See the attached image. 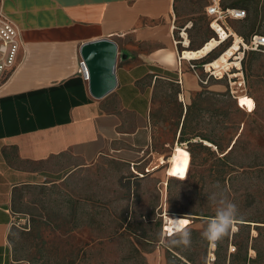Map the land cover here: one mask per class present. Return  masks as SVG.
<instances>
[{
    "label": "crops",
    "instance_id": "obj_1",
    "mask_svg": "<svg viewBox=\"0 0 264 264\" xmlns=\"http://www.w3.org/2000/svg\"><path fill=\"white\" fill-rule=\"evenodd\" d=\"M194 2L203 3L209 22L206 0H0V14L17 29L20 44L16 67L0 84V264H28L15 245L20 229L14 225L31 215L19 205L27 190L63 182L105 159L139 170L148 166L143 177L150 178L178 146L191 97L230 93L225 79L201 84L195 74L205 78L200 66L213 60L218 47L179 61L181 52H196L213 36L209 26L207 33L194 29ZM221 4L246 10L245 18L227 21L238 46L252 35L264 36V0ZM180 31L183 45L177 43ZM98 40L116 46V86L102 98L90 94L80 57L83 44ZM239 50L245 81V55L264 49ZM241 106L252 110L255 104L247 96ZM170 114L171 139L161 133ZM62 166L65 173L51 179ZM164 174L169 179L166 169ZM148 264H169L167 252L156 250Z\"/></svg>",
    "mask_w": 264,
    "mask_h": 264
},
{
    "label": "rangeland",
    "instance_id": "obj_2",
    "mask_svg": "<svg viewBox=\"0 0 264 264\" xmlns=\"http://www.w3.org/2000/svg\"><path fill=\"white\" fill-rule=\"evenodd\" d=\"M202 5L193 3L192 23L194 29L207 33ZM227 46H219L210 58L219 57ZM245 56V91L236 96L252 98L254 109H244V99L236 101L229 91L191 97L185 138L194 139L183 144L190 155L178 143L164 158L165 162L170 158L169 163L149 174L150 178L143 177L148 166L139 170L105 159L77 169L63 182L47 181L51 184L27 190L19 205L31 213V227L19 231L15 245L28 264H148L150 254L160 250L169 257L166 248L172 247L192 253L199 262L204 257L201 241L187 248L171 246L179 238L172 234L169 217L187 221L181 228L191 225L202 230L207 221L199 215L213 217L228 202L238 208L237 223H250L251 237L257 235L253 226L261 227L262 237L253 243L264 248V53ZM174 106L171 102L168 113ZM174 120L172 114L164 117L163 137L174 135ZM64 167L59 176L50 178L59 179ZM123 218L136 234L122 228ZM162 230L173 237L162 239ZM241 239L245 236L236 241ZM213 250L209 244L207 264H211ZM249 255L253 256L251 250Z\"/></svg>",
    "mask_w": 264,
    "mask_h": 264
},
{
    "label": "built area",
    "instance_id": "obj_3",
    "mask_svg": "<svg viewBox=\"0 0 264 264\" xmlns=\"http://www.w3.org/2000/svg\"><path fill=\"white\" fill-rule=\"evenodd\" d=\"M222 1L223 0H206V5L204 6V13L209 18L208 26L214 34V37L210 39V41L215 40L217 43L216 47H218L221 44L227 42L231 38V43L227 47V48H231L235 42V39L234 36H232V34H230L228 30L227 21L241 20L245 18L246 12L242 9H235L228 7L224 8L221 4ZM183 35H184L183 31H180L179 36L182 39V41H178L177 43L181 45L185 44ZM239 46L241 47L242 53L244 51H262V49H264V36H258V35L251 36L248 41L242 40ZM19 49H20V44H19V34L17 29L2 14H0V84L2 83L4 73L7 70L12 71L16 67V58ZM234 52L238 53V51H234ZM181 53L182 54L179 58V61L181 60V58H183V52ZM232 59L234 60L236 59V57H233ZM241 60L242 57L238 58L237 60H234L236 61L238 66L235 65L236 63H232L233 66L231 65L226 70H223L222 74H215L213 68H211L212 70L208 68L209 64H202L200 66L203 73L205 74V78L202 79L199 77L197 73L195 74L198 78V81L201 84H206L207 80L210 77L214 79H222L224 76H226L230 88V95L232 96V98L236 99L237 98L236 95L238 93H243L245 91V81L241 71ZM81 65L84 66L83 62H81ZM190 68L195 72L196 65L192 64L190 65ZM231 70L232 72H230ZM84 71L87 79L88 72L85 67H84ZM229 73L231 75H229ZM180 146L186 150L185 145L182 144ZM148 172L149 170H145V174H147ZM133 173L140 177L143 176L134 171ZM163 217L164 214L162 215V219L164 221ZM14 225L20 230L27 231L29 230L30 227V221L27 218L18 219L14 223ZM162 237L166 239V238H170L171 235L166 233L164 230H162ZM231 251H233V249H231Z\"/></svg>",
    "mask_w": 264,
    "mask_h": 264
},
{
    "label": "trees",
    "instance_id": "obj_4",
    "mask_svg": "<svg viewBox=\"0 0 264 264\" xmlns=\"http://www.w3.org/2000/svg\"><path fill=\"white\" fill-rule=\"evenodd\" d=\"M222 6L227 8L228 6H225L222 4ZM229 8V7H228ZM235 8V7H232ZM237 9V8H235ZM245 11V10H244ZM209 23V22H208ZM254 36V35H252ZM213 36L210 38L212 39ZM251 37V36H250ZM249 37V38H250ZM248 38V40H249ZM209 39V41H210ZM246 40V41H248ZM226 43V42H225ZM222 45V44H221ZM220 45V46H221ZM219 47V46H218ZM228 47V46H227ZM226 47V48H227ZM225 48V49H226ZM224 49V50H225ZM223 53V51L220 53V55ZM219 55V56H220ZM218 57H214L212 61L216 60ZM211 61V62H212ZM210 62V63H211ZM188 113V109L186 112V115ZM186 119V116H185ZM184 119V121H185ZM186 132H185V124L183 122L181 129L179 131V137H178V143L179 145L185 144L184 142H188L192 139H186L185 138ZM204 141H209L207 138H201ZM232 148V146H231ZM230 148V150H231ZM187 152L190 155L188 147H186ZM200 220H206V225L203 227L202 230H197L191 227V225H188L186 228L190 230L191 232V242L193 243L192 246L195 245V240H199L204 245V257L201 261L196 262L194 259V255L192 253H183L178 250V248L172 247L169 254V264H207V250L209 246V242L202 238L201 233L206 229V227L209 225V221L212 218L211 216L207 215H199ZM190 221V220H189ZM241 221V220H240ZM251 222V221H248ZM123 229L128 230L132 234H136L135 228H129V224L125 221V218H123ZM253 223H260V222H253ZM192 224V223H191ZM250 223L244 224V223H236L234 227L218 242L214 244V250L212 252L213 257L210 258L211 264H264V248H258L254 245L253 242H256L258 239L262 237L261 227L260 226H253V230L256 231L257 235L256 237L250 236ZM30 227H31V221H30ZM36 229V227H34ZM240 235L245 236V240L241 239L240 241H236V238H238ZM144 238V234L140 236ZM171 236L170 238H172ZM166 238V239H170ZM177 238H179L177 236ZM251 240L252 244L249 246L248 241ZM245 241V242H244ZM233 249V251H231ZM253 252V256L249 255V251ZM230 252V253H229Z\"/></svg>",
    "mask_w": 264,
    "mask_h": 264
},
{
    "label": "water",
    "instance_id": "obj_5",
    "mask_svg": "<svg viewBox=\"0 0 264 264\" xmlns=\"http://www.w3.org/2000/svg\"><path fill=\"white\" fill-rule=\"evenodd\" d=\"M80 57L88 72V88L94 98H102L116 86L114 67L116 46L109 40L83 44ZM84 67V66H83Z\"/></svg>",
    "mask_w": 264,
    "mask_h": 264
},
{
    "label": "clouds",
    "instance_id": "obj_6",
    "mask_svg": "<svg viewBox=\"0 0 264 264\" xmlns=\"http://www.w3.org/2000/svg\"><path fill=\"white\" fill-rule=\"evenodd\" d=\"M171 229L173 236H178L179 240L171 246L187 248L191 244V232L187 228H181L184 222L182 218H170ZM238 208L232 203L228 202L226 207L222 210L218 209L214 216L210 219L209 225L201 233L203 239L210 244H215L221 240L237 223Z\"/></svg>",
    "mask_w": 264,
    "mask_h": 264
},
{
    "label": "bare ground",
    "instance_id": "obj_7",
    "mask_svg": "<svg viewBox=\"0 0 264 264\" xmlns=\"http://www.w3.org/2000/svg\"><path fill=\"white\" fill-rule=\"evenodd\" d=\"M234 39H235V42L231 48H227L226 50H224L223 53L216 60L209 63L208 68H210V70H212L211 68H213L215 74H222L223 70H226L231 65L233 66L232 63H236V61H233V62L231 61L233 57H236L237 59L241 57V53L239 51V46H238L239 39L236 37ZM216 46H217L216 41L211 40L205 46H203V48H201L200 50L196 52L184 51L183 58L184 59H192V58H197V57L200 58V56L206 55L210 53L213 49L217 48ZM234 51H238V53H235ZM237 59H234V60H237ZM235 65L238 66L237 63ZM234 76H237V75H234ZM246 97L247 96L245 95H239L237 96L236 101L242 100Z\"/></svg>",
    "mask_w": 264,
    "mask_h": 264
},
{
    "label": "snow or ice",
    "instance_id": "obj_8",
    "mask_svg": "<svg viewBox=\"0 0 264 264\" xmlns=\"http://www.w3.org/2000/svg\"><path fill=\"white\" fill-rule=\"evenodd\" d=\"M250 103V102H249ZM183 223H187V221H184Z\"/></svg>",
    "mask_w": 264,
    "mask_h": 264
}]
</instances>
